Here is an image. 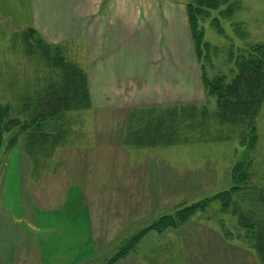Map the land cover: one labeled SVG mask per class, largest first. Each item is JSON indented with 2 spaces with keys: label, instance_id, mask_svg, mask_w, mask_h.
Instances as JSON below:
<instances>
[{
  "label": "rangeland",
  "instance_id": "374dc122",
  "mask_svg": "<svg viewBox=\"0 0 264 264\" xmlns=\"http://www.w3.org/2000/svg\"><path fill=\"white\" fill-rule=\"evenodd\" d=\"M4 2L5 0H0L2 102L7 101L13 93L17 95L25 91L26 87L20 84L23 79L33 83L38 76L34 75L37 67L44 66L41 61L37 63L25 55L21 41L15 45L13 34L20 31L17 30L20 25H14L6 18ZM176 2H171L170 5L176 6ZM188 2L187 16L189 6L196 4L198 0ZM19 6L13 2L7 6L16 19H19ZM200 7L204 14L199 16L197 28L203 31L204 42L221 51L219 57H215L212 52L207 62L198 58L188 17L189 26L185 28L186 31H157L159 36L164 35L166 38L157 41L161 43L155 48H151L148 43L147 46L133 47L132 54L128 49L131 57L127 58L126 54H122L121 63L116 64L117 71H121L123 76L132 73L138 78L143 75L142 78L148 79L151 67L156 63L150 64L146 58L169 59V71L172 75L180 68L186 69L187 92L183 95L173 94L168 102L167 97L161 101L167 105L199 103L200 106L215 109L216 99L208 95L202 83L203 68L206 67L210 77L217 74L228 75L234 66L228 61L230 52L238 57L241 49L249 45L264 44V0H232L216 9L206 8L205 5ZM22 11L24 13L26 9L23 8ZM22 18L26 16L22 15ZM30 28L32 27L28 26L25 29ZM34 30L44 41L50 43L41 32ZM141 43L147 42L141 40ZM167 43L171 46L168 47ZM53 45L60 46L65 57L76 63L88 80L92 77L100 83V72L106 70V66L111 67V63L106 64L97 56L95 63H89L87 55L90 48L84 46L82 40ZM157 64L162 68L166 63ZM39 68L38 73L43 72V77L49 75L47 70ZM169 80L173 85L176 82L175 77ZM147 81L149 86L151 80ZM113 82L114 79L109 78V83ZM182 84L181 80V86ZM41 85L40 81L38 87ZM120 87L119 93L115 92L117 97L113 95V90L105 95L99 91L98 95L99 101L101 97L104 100L110 98V102L119 106L92 104L89 110L69 114L72 126L65 144L59 146L51 158L45 159L43 155L35 159L29 157L22 141L9 153H5L10 136L4 140L0 151V208L5 184L15 183L18 186L22 183L30 195L27 199L33 200L43 214L37 220L31 215V210H27L30 214L28 219L36 223V227L17 220L7 226L12 235L21 238L17 239L20 244H25L17 247L13 243L10 245L11 255L14 256L11 257L13 264H70L85 240L90 241L91 252L82 255L84 260L81 263L108 264L124 244L134 239H137L133 242L135 247L115 264H258L247 231L238 225L237 218L230 211L222 212L218 203L212 204L205 212L198 213L183 227L167 228L162 232L148 228L163 216H174L185 205L230 189V173L238 161L251 160V185L259 187L258 191L251 190V193L256 194V197L264 194V104L256 121L258 141L254 150L242 146L237 137L228 141L149 149L134 144V138L140 137L136 134L129 138L131 141L134 139L133 142L124 144L126 124L131 117L140 116L133 107L160 101L153 98L154 95L158 97L160 92L145 85L140 86V92L146 91L147 96L135 97V103L130 104V93H126L125 87ZM165 108L160 107L159 110ZM102 119L106 125L103 128L114 126L110 135L100 131ZM167 127L169 128L165 123V130ZM137 130H140V125ZM151 154L159 157L150 158ZM20 158L22 163L18 162ZM151 166L160 168L159 174H164L165 182L153 181ZM11 169L13 172L9 175ZM165 173L169 174L165 176ZM11 179H14V183ZM160 185L165 189L150 190ZM9 193L14 196L16 190ZM78 195L84 200L81 203L85 211L90 206L86 219L82 214V206L76 202ZM13 196V199L18 198ZM64 206L72 210L64 212ZM15 209L19 217L18 206ZM259 215L264 217V213ZM135 219L138 220L134 222ZM7 251L8 249H4V252ZM89 254L91 257L87 260ZM1 259H7L0 258V264H6Z\"/></svg>",
  "mask_w": 264,
  "mask_h": 264
},
{
  "label": "trees",
  "instance_id": "16d2710c",
  "mask_svg": "<svg viewBox=\"0 0 264 264\" xmlns=\"http://www.w3.org/2000/svg\"><path fill=\"white\" fill-rule=\"evenodd\" d=\"M230 1L198 0L189 6L195 53L200 60L209 61L212 52L215 57L221 54L217 48L204 42V33L197 28L198 18L204 14L200 5L216 9ZM13 36L15 45L21 41L25 55L37 63L41 61L44 68L37 67L34 75L38 76L33 83L23 79L20 84L26 87L25 91L17 95L13 93L5 102L0 101V151L6 137L10 136L5 153L22 141L29 157L35 159L43 155L45 159L51 158L56 149L65 144L72 126L69 114L92 108L89 80L76 63L65 57L60 46L44 41L33 28L21 30ZM228 61L234 65L228 75L210 77L206 67L202 71L204 89L216 99L215 109L199 103L174 104L163 110L140 107L135 109L140 116L131 117L126 124L124 144L135 139L134 144L150 149L228 141L237 137L242 146L254 150L258 141L256 121L264 104V44L249 45L240 50L238 57L230 52ZM38 68L47 70L49 75L43 77ZM40 81L42 85L38 87ZM165 123L169 126L167 130ZM138 125L140 130H137ZM135 134L140 137L129 140ZM250 167V159L236 162L230 173V189L185 205L174 216L160 218L148 230L162 232L167 228L183 227L198 213L218 203L222 212L230 211L237 218L238 225L247 231L255 251L254 258L258 264H264V217L259 215L264 213V194L256 197L251 193V190L258 191L259 187L251 185ZM135 241L137 239L124 244L108 264H115L125 257L135 247Z\"/></svg>",
  "mask_w": 264,
  "mask_h": 264
},
{
  "label": "crops",
  "instance_id": "0c3cea01",
  "mask_svg": "<svg viewBox=\"0 0 264 264\" xmlns=\"http://www.w3.org/2000/svg\"><path fill=\"white\" fill-rule=\"evenodd\" d=\"M170 1H177L175 4L176 6H171ZM188 1L190 0H5L4 8L6 18L11 20L14 25H20L17 30L21 31L26 27L31 26L41 32L40 34L53 44L82 40L84 46L86 45L90 48L87 55L88 59L86 57L89 63H95L96 56L99 57L100 61L104 60L103 62L106 64L111 63V67L106 66V70H102L100 72V83L94 81L92 77L89 78L90 94L91 97H93L92 104L94 106H119L114 102H110V98L104 100L101 97V101H99L100 96L98 95L99 91H101V94L105 95L109 94L110 91L113 90V95L117 97L116 94L119 93V90L121 89L120 86L125 87L126 93H130V104L135 103V97L140 98V96H147L146 91L140 92V86L145 85L148 88H153L160 92L158 97L156 95L153 97L154 99L160 101L149 102V100L146 99V101L149 102L147 103L148 105L143 104L140 106H151L160 109V107L165 108V105H167L161 101L163 98L167 97L168 102L170 100V96L173 94L183 95L187 92V84L185 81L187 76L186 69L180 68L179 70L174 71L172 75L169 71L171 68V66L169 67L168 65L169 59L166 61L146 58L148 63H156V65H152L151 72L149 73L151 76L148 79H145L144 77L142 78L143 75L139 76L141 78H138L137 75L132 73L127 76H123L121 71H117L116 64L121 63L122 54H126L127 58L131 57L128 54V49H130L132 54L133 47L137 48L139 46H147L148 43L151 45V48L158 46L161 42L158 43L157 41H163L166 36H159L157 31L170 32L174 30L180 32L181 29L182 31H186L185 28L187 25L189 26L186 10L187 4L189 3ZM12 2L17 7L20 5V9L17 14L19 19H16L15 14L11 13L7 8V6ZM23 8L26 9V12L24 13L22 11ZM8 14L9 17H7ZM22 15H25L26 18H22ZM141 40L147 43H141ZM150 41H156V43H152ZM166 45H168V43ZM170 46L171 45L169 44L168 47ZM157 63L166 64H163L164 66L161 68V66ZM174 70H176L175 67ZM172 77H175L176 79L174 85L169 80ZM109 78L114 79L112 84L109 83ZM147 80H151V84L149 86L147 84ZM181 80L183 82L182 86ZM115 92L117 93L115 94ZM97 98L99 103L97 102ZM170 104L171 103H169L166 107ZM140 106H135L132 109H138ZM105 126L106 125L102 119L99 125V127H102L100 128V131L102 134L110 135L113 131L111 128L114 126L109 129L103 128ZM110 130L112 131L110 132ZM120 150H123V148ZM158 157V155L151 154L150 158ZM18 162L22 163L23 160L20 158ZM18 167L20 166H16V168ZM150 168H152L151 178L153 181L165 182L166 178H163L164 174H159L160 168H156L155 166H151ZM14 170L17 171L16 169ZM12 172L13 169L10 170L9 175ZM166 174L168 175L169 173H165V176ZM157 176H162V178ZM11 180L14 183V179ZM4 187L2 208H0V258L5 257L7 260L5 261L4 259H1L3 262L6 264H13L11 257L14 258V256L11 255L10 245L13 243V245H15L14 247H17L20 245L25 246V244H20L21 242L17 239L21 238H17L15 235H12L9 232L10 228L7 226L17 220L19 223H28L30 226L36 227V223H33L32 220L28 219V215H30L29 211L31 210V215H34L37 220H39L43 214H41V212L37 209V205L33 202V200L31 201L27 199L30 195L28 191H25L22 183L18 186L15 183H6ZM154 189L163 190L165 188L163 185H160L150 190ZM15 190L16 193L14 196L9 193L10 191ZM12 196L14 198L18 196V198L13 199ZM82 201L84 200H81L78 195L76 202L82 206V214L84 219H86L88 218V210H90V206H87L85 211L83 203H81ZM15 206H18L17 211L19 213V217L16 215L17 212H15ZM67 210L70 211L72 209L64 206L63 211L68 212ZM137 220L138 219H135L134 222ZM40 232H42V229H40ZM34 248L36 249V245ZM4 249H8V251L4 252ZM90 250L91 243L90 241L86 242L85 240L80 249L75 252L76 255L70 264L83 262L84 257L82 258V255L88 254L91 252ZM67 257L71 259V257ZM90 257L91 254H89L86 259L88 260ZM179 258V260L182 261L180 256ZM183 259L184 261L186 260L185 257ZM143 261L144 260H142V262Z\"/></svg>",
  "mask_w": 264,
  "mask_h": 264
}]
</instances>
